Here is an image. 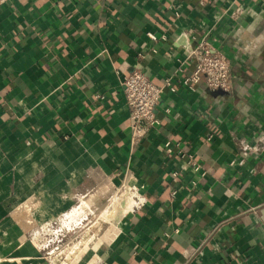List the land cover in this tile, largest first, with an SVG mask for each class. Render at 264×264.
Masks as SVG:
<instances>
[{
	"label": "crops",
	"instance_id": "crops-1",
	"mask_svg": "<svg viewBox=\"0 0 264 264\" xmlns=\"http://www.w3.org/2000/svg\"><path fill=\"white\" fill-rule=\"evenodd\" d=\"M200 39L230 58L229 91L181 85ZM137 49L175 90L133 142L121 81ZM167 141L207 169L196 187L174 183ZM125 179L145 200L107 264H264V0H0V264H49L37 223Z\"/></svg>",
	"mask_w": 264,
	"mask_h": 264
},
{
	"label": "built area",
	"instance_id": "built-area-1",
	"mask_svg": "<svg viewBox=\"0 0 264 264\" xmlns=\"http://www.w3.org/2000/svg\"><path fill=\"white\" fill-rule=\"evenodd\" d=\"M234 13L237 16L241 14L242 11L241 9H236ZM146 36L153 40L156 39V36L152 31H146ZM179 37L180 36H178L175 40L178 41ZM143 51L144 50L141 49L136 50L137 54L131 63V70L123 75L121 81L122 93L128 110V120L132 131L131 135L133 142H137L141 137L147 135L157 122L155 108L160 101L164 88L168 87L171 91L175 90L171 76L165 77L161 84L156 83L152 75L141 63V59L144 56ZM189 53L195 61V71L192 75L184 77V79L180 81L181 85L185 86L189 83V81H203L209 90L219 89L227 92L231 89V60L226 54L215 49L206 39L198 40L195 45L191 46ZM164 146L165 152L168 155L175 154L177 156L175 160L178 164H180L178 169H174L176 177L174 183L176 184L180 180H186L191 181L192 185L196 187V177H205L207 175V169L197 162L194 153L184 152L183 149L179 147L180 143H171L170 141H167ZM242 149H252L253 151H258L261 147L245 143L242 145ZM131 189L134 190L135 193H138V195H135L138 199L137 205H139L145 199L144 197L140 198L138 189L135 186ZM176 191L178 190L175 188L172 190V193L175 194ZM76 201H79V197H77ZM78 205L79 204H75V206L69 211L62 213L57 217H47L42 219L41 223H37L39 224L38 229H36L38 231H34L30 234L33 235L37 232L40 233L41 236L40 239H38V244L46 251L44 254L49 264L53 263L47 256L55 249H59L58 244L53 245L54 242H59V240L62 239V236L65 235L62 229L63 222L65 219L69 218L68 212L78 208ZM76 218L81 221L83 220L81 215H76ZM52 234L56 239H51L49 237L52 236ZM47 237H49V239ZM31 239H34V237L32 236ZM48 247L50 248L48 249ZM59 251L60 250H58V254L60 253ZM93 264L107 263L100 257Z\"/></svg>",
	"mask_w": 264,
	"mask_h": 264
},
{
	"label": "rangeland",
	"instance_id": "rangeland-1",
	"mask_svg": "<svg viewBox=\"0 0 264 264\" xmlns=\"http://www.w3.org/2000/svg\"><path fill=\"white\" fill-rule=\"evenodd\" d=\"M131 188H133L132 184L125 179L123 183H112L105 187L101 186L99 191L94 192L91 197L89 196V199H86V197H79V201L75 202V204H79V207L73 209V211H71L73 214H68L69 218L65 219L63 222L62 229L65 235L62 236L59 242L56 241L53 244H58L59 249H55L48 255V259L52 260L53 264H93L100 257L102 258V249L105 245V241H110L112 239L110 235H107V229L110 225L115 224L114 218L109 219L107 215L102 216V213L106 206L113 202L118 196H127L129 194L138 195V193H135ZM76 215H82L81 218H83V220L77 219ZM72 217L74 218L72 219ZM37 235L38 238H36ZM27 236L29 239L33 236V242L35 241L38 243V239H40L41 235L40 233H34L33 235ZM49 237L51 239H56L53 234ZM49 237L47 238L49 239ZM80 239L82 240L81 245L85 246L84 253L74 259L68 257V250L74 242ZM49 248L50 247H48V249ZM58 250H60L59 254Z\"/></svg>",
	"mask_w": 264,
	"mask_h": 264
},
{
	"label": "bare ground",
	"instance_id": "bare-ground-1",
	"mask_svg": "<svg viewBox=\"0 0 264 264\" xmlns=\"http://www.w3.org/2000/svg\"><path fill=\"white\" fill-rule=\"evenodd\" d=\"M137 203H138V199L136 198V195L129 194L127 196H118L115 200H113V202H111L106 206L105 210L102 213V216L107 215L109 219L114 218L115 224L117 223L116 225L115 224L110 225V227L107 229V235L108 236L110 235L111 236L110 238H113L118 232L120 228L119 219L121 218V216L124 215L128 210L132 209L135 205H137ZM68 214L71 215L73 214V212H68ZM73 218L74 217H72V219ZM36 238H38V235ZM81 242H82L81 239L74 242V244L68 250V254H67L68 257L74 259L79 257L82 253H84L85 246H82Z\"/></svg>",
	"mask_w": 264,
	"mask_h": 264
}]
</instances>
